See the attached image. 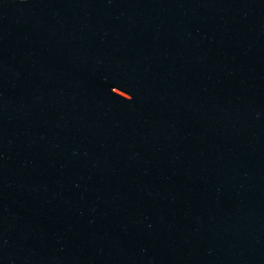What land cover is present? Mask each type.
I'll use <instances>...</instances> for the list:
<instances>
[{
	"label": "water",
	"instance_id": "water-1",
	"mask_svg": "<svg viewBox=\"0 0 264 264\" xmlns=\"http://www.w3.org/2000/svg\"><path fill=\"white\" fill-rule=\"evenodd\" d=\"M0 264H264V0H0Z\"/></svg>",
	"mask_w": 264,
	"mask_h": 264
}]
</instances>
